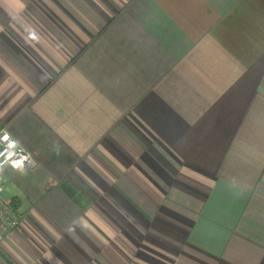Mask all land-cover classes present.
<instances>
[{
	"label": "crops",
	"instance_id": "0c3cea01",
	"mask_svg": "<svg viewBox=\"0 0 264 264\" xmlns=\"http://www.w3.org/2000/svg\"><path fill=\"white\" fill-rule=\"evenodd\" d=\"M2 129L0 264H264V0H0Z\"/></svg>",
	"mask_w": 264,
	"mask_h": 264
},
{
	"label": "built area",
	"instance_id": "2783aa9c",
	"mask_svg": "<svg viewBox=\"0 0 264 264\" xmlns=\"http://www.w3.org/2000/svg\"><path fill=\"white\" fill-rule=\"evenodd\" d=\"M32 154L6 129L0 131V243L10 237L21 223V215L13 200L3 195L6 181L4 169L6 166L12 169H23L30 166Z\"/></svg>",
	"mask_w": 264,
	"mask_h": 264
}]
</instances>
